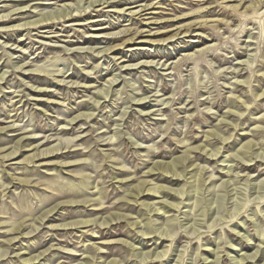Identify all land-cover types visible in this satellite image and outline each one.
Returning <instances> with one entry per match:
<instances>
[{
  "label": "rangeland",
  "instance_id": "374dc122",
  "mask_svg": "<svg viewBox=\"0 0 264 264\" xmlns=\"http://www.w3.org/2000/svg\"><path fill=\"white\" fill-rule=\"evenodd\" d=\"M75 1L0 0L12 17L0 30L58 21ZM248 1L109 0L0 34V264H264V0ZM138 61L152 65L118 69ZM173 160L177 176L146 175ZM142 181L159 193L133 203ZM80 220L97 227H62ZM19 224L22 236L9 232ZM147 226L170 237L142 236Z\"/></svg>",
  "mask_w": 264,
  "mask_h": 264
},
{
  "label": "bare ground",
  "instance_id": "6f19581e",
  "mask_svg": "<svg viewBox=\"0 0 264 264\" xmlns=\"http://www.w3.org/2000/svg\"><path fill=\"white\" fill-rule=\"evenodd\" d=\"M11 1V0H10ZM108 1L109 0H76L74 3H67V4H63L61 7H60V9H62V11L61 12H63L64 14L62 15V18L59 20V18H57L58 19V21H54L53 19L54 18H50L49 17V14H48V16H40L39 15V19H37V20H33V21H30V22H28V23H21V24H17V25H12V26H9V27H7V28H4V30H0V34L1 33H4V34H8V33H20V32H25V31H27V32H29L30 30H35V31H38V29H40V28H48V27H51V26H53V25H55V24H59V23H63V22H68V21H73V20H75V19H77V18H80V17H83V15H86V13H88L87 12V9L90 7V6H93V7H95L94 5L96 4V3H98V5L97 6H103L104 4H107L108 3ZM112 1V0H111ZM114 1V0H113ZM258 2H260V0H250V1H248L247 3H248V5L246 6L247 8H250L251 9V7L250 6H252V8L256 5V4H258ZM135 3V2H134ZM85 4H87L88 5V7L86 6V8L84 7V5ZM117 5L118 4V2L117 3H115V2H110L109 3V5ZM81 5H83V6H81ZM244 5V4H243ZM143 6V5H142ZM237 6H239V4L238 5H236V6H234V9H235V7H237ZM74 7H75V9H74ZM107 8L109 7V6H106ZM133 8H137L136 6L135 7H124V8H122V9H120L118 12H116V11H112V10H110L109 12H113V13H117V14H123L124 12H121V11H128V13H127V15H137V11H132L131 9H133ZM143 8V7H142ZM59 10V9H58ZM254 10V9H253ZM27 11V10H26ZM54 11H56V10H54ZM60 11V10H59ZM75 11V12H74ZM93 11V10H92ZM97 11V10H96ZM144 11V10H143ZM48 12V11H47ZM74 12V13H73ZM51 13H52V11H51ZM56 13H58V12H56ZM60 13V12H59ZM57 14L58 16L60 15V14ZM83 13V14H82ZM256 12H254V14H255ZM13 14H16V12L15 13H13ZM13 14H11V15H13ZM17 14H19V12H17ZM44 14H46V13H44ZM92 14V13H91ZM125 14V13H124ZM53 14H51L50 16H52ZM55 15V14H54ZM57 15H55V16H57ZM57 16V17H58ZM54 17V16H53ZM56 18V17H55ZM18 19V18H17ZM12 20V17H10V16H0V25H4V24H8V23H11L10 21ZM27 22V21H26ZM113 22V21H112ZM88 23H93V22H87V23H84V24H82V23H77V22H75V23H70V25H66L65 27H70V26H84V25H87ZM109 23V22H108ZM200 24V23H199ZM65 25V24H64ZM184 27V26H183ZM181 29V28H180ZM63 31V30H62ZM102 31V30H101ZM178 31V30H177ZM185 33H188V31H185L184 32V34ZM118 34H120V32H118ZM177 36V33H175L173 36H171L170 38H168V39H170L171 41H169L168 43H174L175 41L173 40L172 41V39L173 38H175ZM188 36V35H187ZM53 37H55V36H53ZM105 37V36H104ZM184 37H186V36H184ZM10 38V37H9ZM99 38H103L102 36H99ZM110 40L112 39V40H115V39H117V38H114V37H112V38H109ZM108 39V40H109ZM179 38H177L176 40H178ZM16 40V39H15ZM132 39H128L127 41H131ZM167 40V39H166ZM107 41V40H106ZM117 42V41H116ZM139 43H141V42H139ZM149 44V43H148ZM161 44V43H160ZM123 45V44H122ZM166 46V45H165ZM9 47V46H8ZM115 48H117V47H115ZM112 50H114V49H112ZM116 50V49H115ZM134 50H140V49H137V48H135V49H131V50H124V51H134ZM77 51V50H76ZM86 51V50H85ZM108 51H110V49H107V50H103V52L104 53H107ZM102 52V51H101ZM137 52V51H136ZM111 53H114V51H112ZM135 53V52H134ZM122 54V53H121ZM137 54H138V52H137ZM105 55H107V54H105ZM124 55V54H123ZM140 56V55H139ZM138 56V57H139ZM142 57H146V58H149V57H151V55L149 56V55H146V54H142L141 55ZM115 58V57H114ZM112 60V59H111ZM117 60H121V62L120 63H124V62H134V61H136V56L135 55H130L129 57H128V59H122V57H120V58H117ZM114 61V60H113ZM154 64V63H153ZM152 65V63L151 62H149V61H147V62H145V61H138L137 63H135L134 65H131V67H129V65H122L120 68H118L120 71H132V70H135V69H140V68H145V67H150ZM156 65H158V64H156ZM170 65V64H169ZM117 66V65H116ZM163 66H165L164 64L163 65H161V68L163 67ZM134 67H137V68H134ZM154 67V66H153ZM168 67V66H167ZM164 68V67H163ZM159 69H160V67H159ZM169 68H167V69H164V70H168ZM21 73V72H20ZM38 77V76H37ZM115 83V78H114V76L113 77H111V78H109V79H107L106 81H105V84L103 85V87L105 88V87H107V86H110V85H112V84H114ZM115 85V84H114ZM111 88V87H110ZM107 88H105V90H106ZM108 89H109V87H108ZM103 90V89H102ZM38 93V92H37ZM46 92L44 91V94H45ZM49 93V92H48ZM142 103V102H141ZM139 104V103H138ZM88 115V114H87ZM87 115H78V116H76L74 119H80L81 118V120H82V118L84 117H87ZM89 116V115H88ZM81 120H79V121H81ZM86 120H87V118H86ZM72 121V120H71ZM85 121V120H84ZM70 124H71V122H70ZM4 130V128H1L0 129V131H3ZM20 141V140H19ZM19 141L17 142V144L13 147V150H11L10 152H8L7 154H4L3 155V158L2 159H4V158H11L13 155H15L19 150H21V148L23 147V146H21V144L19 145ZM48 142H46V143H44V144H42V146L43 145H45V144H47ZM35 149V148H34ZM37 150H39V149H37ZM37 150H36V152L35 153H32V155H29L28 157H26V161L28 162V163H32V161L35 159V158H37V159H39L40 157H56L58 154H54L53 155V152L55 151V150H57V148L55 147V148H50V149H46V150H44V151H38L37 152ZM5 152V151H4ZM246 153V152H245ZM51 155V156H50ZM60 155H62V154H60ZM183 158V157H182ZM186 158H187V156H186ZM186 158H185V161H186ZM41 159H43V158H41ZM181 159V158H180ZM182 160H184V159H182ZM181 160V161H182ZM176 161V160H175ZM174 160H173V162H169V163H165V164H159V165H157V163L156 164H153V166L148 170V172H147V174L146 175H148V176H154L155 174H158V175H160V176H163L164 178H166L167 177V175L168 174H171V176H177L178 175V173H176V171H177V169H182V166H183V168H185V163H183V161L181 162L180 160L178 161V162H175ZM184 161V162H185ZM154 171H157V173L156 172H154ZM196 174V173H195ZM198 176H200V174H198ZM21 182H23V181H21ZM194 184H195V181H194ZM204 185V181H201V182H197V184H195V185H193V186H195L196 187V190H197V188H200L201 186H203ZM161 187L160 186H156V185H153V186H148V183H146L145 181H142V182H140V183H138L137 185H135V186H133L129 191H128V194H126V198H131L132 200L131 201H133V203H136L140 198H142V197H153V198H155L156 197V194L157 193H159V189H160ZM166 188V187H165ZM166 190V189H165ZM194 191V190H193ZM74 196H77V195H74ZM128 201V200H127ZM79 202V201H78ZM77 202V203H78ZM67 203H70V205H71V203L72 202H67ZM73 203H75V201L73 202ZM81 203V202H80ZM89 203H92V204H89ZM99 202H94V200H92V199H87V200H85V202L83 203V205H86V204H89L88 206H95V205H97ZM128 202H125V204H127ZM144 206H147L148 204H143ZM57 207V206H56ZM172 208H174V206L172 205V204H165V205H163V209L164 210H166V211H169V210H172ZM54 210V209H53ZM52 211V210H51ZM48 213H51V212H45V214L47 215ZM165 213V212H164ZM202 215H204V214H202ZM206 215V214H205ZM112 216H114V218H116L117 216H118V218L119 219H122V218H124V216H122V217H120L119 215H117V216H115V215H112ZM111 216V217H112ZM108 218V217H107ZM40 219V218H39ZM108 220L109 221H112L111 220V218H108ZM40 222V221H39ZM97 223H98V221H92V220H80V221H77V222H71V223H66V224H63V228L64 227H67V226H70V229H71V227L73 226L74 228L73 229H77V226H83V228L84 227H91V226H93V225H95V227H97ZM137 222H130L128 225H130V226H133V225H135ZM104 224H106V221L105 220H103V221H101V222H99V225L100 226H102V225H104ZM12 226V225H11ZM22 226H23V224H19V225H17V226H12L10 229H9V232H13L14 234H16V235H19V236H22ZM34 227V226H33ZM59 227V226H58ZM35 228V227H34ZM80 228V227H79ZM157 232V230H154V228H151V227H149V226H147V229H146V231H144V233L142 234V236L143 235H150V234H152V233H156ZM110 235V234H109ZM154 237V236H153ZM157 239L158 240H161V242H163V241H167L166 240V238H168V237H170V236H168L167 235V230H165V232H161V231H159V233L157 232ZM16 237H13V238H11V239H8L7 241H6V243L8 244V243H11V241H13L14 239H15ZM6 244V245H7ZM165 251H160V252H153L152 253V255L151 256H149L150 254H149V252H144L143 253V257H144V259H159L162 255H163V253H164ZM154 255V258H152V256ZM262 255V254H261ZM244 258V257H243ZM37 259V258H36ZM245 259V258H244ZM24 261L25 262H32L33 261V259L31 258H27V259H24ZM240 261V263H242V259L241 260H239ZM238 261V262H239Z\"/></svg>",
  "mask_w": 264,
  "mask_h": 264
}]
</instances>
